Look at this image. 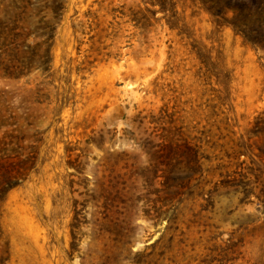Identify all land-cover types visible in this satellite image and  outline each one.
Listing matches in <instances>:
<instances>
[{
    "label": "rangeland",
    "instance_id": "rangeland-1",
    "mask_svg": "<svg viewBox=\"0 0 264 264\" xmlns=\"http://www.w3.org/2000/svg\"><path fill=\"white\" fill-rule=\"evenodd\" d=\"M11 1L0 264H264V0L236 20L175 0L173 28L150 5L137 26L143 0H61L17 50Z\"/></svg>",
    "mask_w": 264,
    "mask_h": 264
},
{
    "label": "trees",
    "instance_id": "trees-1",
    "mask_svg": "<svg viewBox=\"0 0 264 264\" xmlns=\"http://www.w3.org/2000/svg\"><path fill=\"white\" fill-rule=\"evenodd\" d=\"M186 2V0H181ZM192 1H200L203 4V7L206 11L212 13L213 15H220L226 13L232 7H235L236 16L234 17L235 20L239 15L240 6L243 7L246 5L251 4L254 0H192ZM233 1V2H232ZM256 1V0H255ZM263 1V0H260ZM146 7L144 9L138 6L137 10L130 8V15L132 20L136 22V25L142 28H147L151 26V19H153L157 13V10H151L147 5L152 7L158 6V11L164 13L167 17L168 24L171 28H173L177 23V3L178 1L175 0H143ZM232 3H235V6H232ZM2 4V3H0ZM185 5V4H184ZM15 10L14 13L11 14L12 18V27L9 28L8 33L6 35V39L11 37L14 42V50H17L21 44L17 43V40L26 34V36H30L34 34L35 37L39 34V31H43L41 33H48L46 29H53L61 18V15L64 11L63 2L60 1H53L51 4H46L42 7H38L36 11L33 10L34 3L32 0H16L11 1L7 5ZM51 9L53 13L52 20L46 19V14H43L45 9ZM33 17H38L36 20V25L31 26V22ZM11 44V45H12ZM2 54H0V58ZM15 66L13 65V61L7 60L5 65V70L14 69ZM16 69V68H15ZM2 158H0V200L5 196V194L17 183L12 181V164L3 165Z\"/></svg>",
    "mask_w": 264,
    "mask_h": 264
}]
</instances>
